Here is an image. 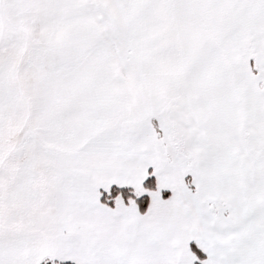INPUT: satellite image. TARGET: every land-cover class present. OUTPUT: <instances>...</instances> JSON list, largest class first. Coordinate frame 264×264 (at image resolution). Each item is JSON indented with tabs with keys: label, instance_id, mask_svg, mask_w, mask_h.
Returning <instances> with one entry per match:
<instances>
[{
	"label": "snow or ice",
	"instance_id": "snow-or-ice-1",
	"mask_svg": "<svg viewBox=\"0 0 264 264\" xmlns=\"http://www.w3.org/2000/svg\"><path fill=\"white\" fill-rule=\"evenodd\" d=\"M0 264H264V0H0Z\"/></svg>",
	"mask_w": 264,
	"mask_h": 264
}]
</instances>
